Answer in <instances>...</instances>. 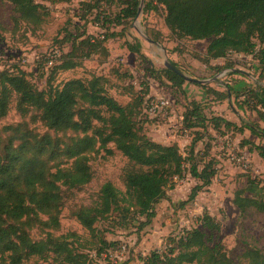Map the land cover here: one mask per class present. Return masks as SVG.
<instances>
[{
    "label": "trees",
    "instance_id": "1",
    "mask_svg": "<svg viewBox=\"0 0 264 264\" xmlns=\"http://www.w3.org/2000/svg\"><path fill=\"white\" fill-rule=\"evenodd\" d=\"M5 1L12 7L17 24L36 31L49 18L44 3L68 5L73 0ZM98 2L80 3L81 19L95 10ZM139 4L140 0H119L120 10L113 21L102 10L98 12L95 19L102 31L97 35L79 33L77 29L75 35L67 33L64 40L70 44L68 51L55 61L47 58L40 63L50 69L44 90H39L16 67L0 71V119L7 116L14 104L21 120L0 129V264H27L32 258L48 260L50 256L53 264H89L88 255L69 247L64 236L55 237L53 233L60 227L65 192L79 191L92 181L91 155L107 150L109 144L129 162L122 175L124 192L106 182L93 205L72 211L81 227L95 238L94 225L113 216L118 224L137 217L144 219L140 228L149 225L155 218V205L185 172L198 182L187 202L210 187L216 176L213 159L197 162L199 153L193 148L203 139L199 129L208 126L222 136L247 130L264 140V128L260 126L264 125V82L240 91L230 85L224 91L206 89V95L210 93L218 102L231 96L238 110L255 115V120L241 121L239 126L218 116L207 117L202 103L191 101L182 115L183 125L194 130L197 137L186 156L180 153L177 144L156 143L144 133L141 113L151 100L147 89L140 94L131 85L122 86V94L129 97V102L122 105L109 94V78L104 76L53 84L58 73L79 68L93 56L107 58L110 52L105 43L116 36L107 33L108 28L122 26L135 18ZM143 6V14L160 12L163 25L175 42L208 40L204 53L194 54L204 66L243 76L233 71L228 61L232 55H244L252 56L258 62L256 68L264 72V0H148ZM154 41L158 42L157 38ZM125 47L146 65L148 76L184 93L186 81L166 68L154 69L138 41L126 43ZM216 60H223L224 64L212 66ZM170 64L183 73L174 62ZM112 74L117 82L128 78L126 71L113 70ZM36 123L47 132L38 133L32 127ZM206 135L212 139L209 132ZM239 145L255 152L264 162V145L248 139H242ZM246 179V186L234 192L232 204L240 214L254 208L264 215L263 185L255 178ZM199 225L200 228L185 230L179 237L168 239L166 251H152L138 259L140 264H264V249L258 247L248 248L238 261L232 260L218 239L220 224L209 214L199 218ZM33 230H39L42 237L33 239ZM98 243L97 254L115 245H107L101 239Z\"/></svg>",
    "mask_w": 264,
    "mask_h": 264
},
{
    "label": "rangeland",
    "instance_id": "2",
    "mask_svg": "<svg viewBox=\"0 0 264 264\" xmlns=\"http://www.w3.org/2000/svg\"><path fill=\"white\" fill-rule=\"evenodd\" d=\"M96 1L98 0H73L68 5L56 6H49L43 2L48 7L49 18L40 29L30 31L24 24L16 23L12 7L5 0H0V71L16 67L24 71L39 90H44L50 69L44 68L40 63L41 61L44 63L47 58L55 61L60 54L68 51L70 44L64 40L67 33L75 35L78 32H85L87 35H97L102 30L96 23V14L102 10L107 16L110 15L113 21L120 10L119 0H111L112 3L99 0L97 8L81 19L80 3L93 4ZM147 1L144 0V3ZM143 7L138 17L126 21L122 26L108 28L107 33H113L117 37L105 43L110 52L107 58L93 56L83 61L79 68L58 73L53 84L59 85L71 79L87 80L92 75L104 76L109 78V94L122 105L129 102L128 95L122 94V86L131 85L134 91L140 94L147 89L148 97L155 100L164 99L168 104L152 114L147 109L144 112L142 109L144 133L156 143L177 144L184 156L189 152L193 139L197 137L193 135L194 130L185 129L183 125L182 115L191 101L202 103L207 117L225 115L235 122L255 117L251 113L237 111L235 103L229 102L232 105L227 102L218 103L213 95L210 93L206 95V89L224 91L226 85L233 88L237 85L235 89L241 90L258 82L263 83L264 72L256 68L258 62L252 56L232 55L229 58L228 63L233 65L234 69L242 71L243 76L228 75L230 70L219 72L206 67L194 54H203L208 40L184 39L175 42L164 27L160 12L143 14ZM144 37L153 41L157 38L158 42L155 41L157 45L149 44ZM136 41L141 44L142 52L157 71L165 68L164 61L167 59L174 62L187 77L207 81L204 84L206 87L201 88L185 82L182 94L169 88L165 81L162 85L159 84L146 74V65L138 60L135 54L127 51L126 43ZM55 52L56 58L53 57ZM219 65H223V62L212 63V66ZM113 70L126 71L128 78L125 82H117L115 75L112 74ZM229 98L231 101L232 97ZM20 121V116L12 104L7 116L0 119V129ZM32 127L40 134L47 132L40 123ZM205 128L198 130L203 139L196 142L193 148L195 153H199L197 162L207 163L210 158L213 159L216 176L210 187L199 192L192 202L187 200L198 182L185 172L183 178L176 181L175 187L172 190L167 189L165 198L155 205V218L149 225L140 228V223L144 222V219L137 217H129L126 223L118 224L120 222L113 216L94 225L97 233L95 238L81 227L72 216V211L81 206L93 205L100 187L106 182L124 192L122 175L129 162L112 144H109L107 150L91 155L92 181L79 191L65 192L67 198L60 214V227L53 235L64 236L69 247L88 255L89 264H140L138 259L150 252L166 251L168 239L179 237L185 230L200 228L199 218L207 213L220 224L218 239L232 260L238 261L240 255L248 248L264 249V215L254 208L240 214L232 204L234 192L246 186V177L255 178L264 188V164L253 158L246 149L239 148L240 137L231 132L224 136L218 135L210 127ZM208 132L214 136H211V140L206 135ZM247 136L245 132V137ZM31 236L35 240L42 237L39 230H33ZM99 239L107 245L109 243L115 245L103 248L104 251L97 254L100 247ZM53 263L52 256L48 260L32 258L27 262V264Z\"/></svg>",
    "mask_w": 264,
    "mask_h": 264
},
{
    "label": "crops",
    "instance_id": "3",
    "mask_svg": "<svg viewBox=\"0 0 264 264\" xmlns=\"http://www.w3.org/2000/svg\"><path fill=\"white\" fill-rule=\"evenodd\" d=\"M76 2H79V1H76ZM153 45V44H152ZM155 45H157V43L155 44ZM216 61H222L223 62V60H216ZM213 62H215V61H213ZM212 62V63H213ZM212 63H211V65H212ZM223 64H224V62H223ZM220 66V65H219ZM237 86V85H236ZM236 86H234V90L235 91H240V90H236L235 89V87ZM242 90V89H241ZM225 102H227L229 105H232L233 104V100H231L230 101V98L228 97V99L225 101ZM229 102H232V104H230ZM218 103H220V102H218ZM222 103V102H221ZM234 106V105H233ZM231 108V107H230ZM237 111H238V109H236ZM240 111V110H239ZM234 112V111H233ZM242 112V111H241ZM254 115V114H253ZM214 116H218V117H221V118H223V119H225V120H227V121H229V122H231V123H234V124H236V125H240V123H239V121L241 122V121H247V120H245V118L244 119H239L237 122H235V121H233V120H230V119H228V118H226V116L224 115V116H221V115H214ZM256 119V117H254V118H252V120H255ZM260 126L262 127V128H264V125L262 124V123H260ZM245 132H247V134H248V136L247 137H245ZM212 137H214L213 135H211ZM235 136L236 137H240V140H242V139H248L249 141H251V142H254L255 144H259V143H261L262 145H264V140H261V139H259V138H257V137H255V136H252L251 134H250V132H248L247 130H245L242 134H235ZM256 140H258V141H256ZM239 148H242V147H240V145H239ZM244 149H246L247 150V148L246 147H243ZM247 152L249 153V154H251L252 156H253V158H256L257 160H259V162H261V163H263L264 164V162L258 157V155L255 153V152H249L248 150H247ZM250 156V155H249ZM211 157L212 158H214V156L213 155H211Z\"/></svg>",
    "mask_w": 264,
    "mask_h": 264
},
{
    "label": "water",
    "instance_id": "4",
    "mask_svg": "<svg viewBox=\"0 0 264 264\" xmlns=\"http://www.w3.org/2000/svg\"><path fill=\"white\" fill-rule=\"evenodd\" d=\"M143 4H144V0H140V4H139V7H138V11H137V16L136 17H138L140 15V13L142 11ZM144 39L149 44H153V45L156 44L155 41H153V40H151L149 38L144 37ZM163 51L165 52L164 49H163ZM164 67L166 69L170 70L171 72H173L174 74L178 75L179 77L183 78L188 83H197V84L204 85L207 82V81H199L197 79H193V78L187 77L184 73H182L178 69L174 68L167 59L164 61ZM233 71H236V72L244 75V73L242 71H239V70H236V69H233Z\"/></svg>",
    "mask_w": 264,
    "mask_h": 264
},
{
    "label": "built area",
    "instance_id": "5",
    "mask_svg": "<svg viewBox=\"0 0 264 264\" xmlns=\"http://www.w3.org/2000/svg\"><path fill=\"white\" fill-rule=\"evenodd\" d=\"M167 101L164 99H151L149 103L145 106V110L147 109L150 114L155 113L157 109H163L167 106ZM234 160V158H233ZM238 161V159H235Z\"/></svg>",
    "mask_w": 264,
    "mask_h": 264
}]
</instances>
